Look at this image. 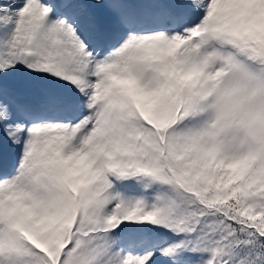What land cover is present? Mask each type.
<instances>
[{"label":"snow or ice","instance_id":"1","mask_svg":"<svg viewBox=\"0 0 264 264\" xmlns=\"http://www.w3.org/2000/svg\"><path fill=\"white\" fill-rule=\"evenodd\" d=\"M0 264H264V0H0Z\"/></svg>","mask_w":264,"mask_h":264}]
</instances>
